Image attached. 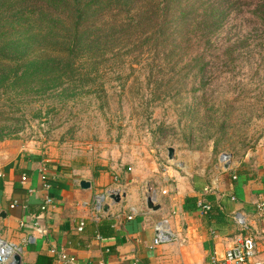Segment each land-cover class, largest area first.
I'll return each mask as SVG.
<instances>
[{"label": "crops", "instance_id": "0c3cea01", "mask_svg": "<svg viewBox=\"0 0 264 264\" xmlns=\"http://www.w3.org/2000/svg\"><path fill=\"white\" fill-rule=\"evenodd\" d=\"M175 156L181 160L174 151ZM189 166L177 167L169 155L165 163L141 156L129 166L81 178L34 152L0 156V239L23 247L21 264H63L52 248L76 264H208L249 236L264 263V215L256 207L264 202V159L251 167L234 162L230 170L220 160L216 166ZM100 192L120 199L109 198L98 221L92 207ZM47 194L55 204L42 212ZM199 203L211 205L207 215ZM161 221L176 241L153 247ZM29 238L32 243H25Z\"/></svg>", "mask_w": 264, "mask_h": 264}, {"label": "trees", "instance_id": "16d2710c", "mask_svg": "<svg viewBox=\"0 0 264 264\" xmlns=\"http://www.w3.org/2000/svg\"><path fill=\"white\" fill-rule=\"evenodd\" d=\"M234 18L250 20L252 30L214 49ZM263 52L264 0H0V93L7 96L0 121L13 106H43L32 96L105 94L109 76L153 83L151 105L190 77L202 82L219 61L249 62ZM143 86L136 81L138 93Z\"/></svg>", "mask_w": 264, "mask_h": 264}, {"label": "rangeland", "instance_id": "374dc122", "mask_svg": "<svg viewBox=\"0 0 264 264\" xmlns=\"http://www.w3.org/2000/svg\"><path fill=\"white\" fill-rule=\"evenodd\" d=\"M252 28L248 19H232L213 48L225 49ZM262 57L227 66L219 61L202 82L190 77L179 82V92L151 105L155 85L135 77L115 81L109 76L105 79L113 88L96 96L78 91L32 96L43 106L23 112L13 106L0 121V156L34 152L81 178L94 170L129 166L141 156L165 163L170 148L181 158L171 162L188 170L192 163L216 166L224 154L251 167L264 159ZM137 80L144 85L139 93ZM6 97L0 93L1 110Z\"/></svg>", "mask_w": 264, "mask_h": 264}, {"label": "built area", "instance_id": "2783aa9c", "mask_svg": "<svg viewBox=\"0 0 264 264\" xmlns=\"http://www.w3.org/2000/svg\"><path fill=\"white\" fill-rule=\"evenodd\" d=\"M221 166L224 169L230 170L233 165V160L230 155L224 154L220 158ZM43 187L46 192L51 189V184L48 180V173L44 170L41 174ZM23 181L27 178L23 176ZM152 187H148V192H153ZM111 192H100L94 196L93 211L96 220H100L103 214V208L109 201ZM54 199L47 194L42 202L41 211L48 212L50 208L54 207ZM199 209L202 215H207L211 210V205L207 203H199ZM257 211L264 215V202L257 204ZM239 222L244 224L239 217ZM82 229V228H81ZM155 238L153 240V247L163 244H169L176 241V234L171 230L167 222L161 221L155 225ZM25 243H32L29 238ZM23 247L0 239V264H14L15 256H22ZM50 253L58 255L63 264H76L75 259L68 256L64 251L57 252L55 248L50 249ZM208 264H264L257 260V243L252 237H244L240 242L226 250L223 258H218L216 255Z\"/></svg>", "mask_w": 264, "mask_h": 264}, {"label": "water", "instance_id": "95a60500", "mask_svg": "<svg viewBox=\"0 0 264 264\" xmlns=\"http://www.w3.org/2000/svg\"><path fill=\"white\" fill-rule=\"evenodd\" d=\"M173 158H174V150H173L172 148H170V149H169V159L172 160ZM81 187H82L83 189H89V188H90V184L87 183V182H82V183H81ZM110 199L113 200V201H118V202H119V199H120V198H117V196L112 195V196L110 197ZM147 204H148V207H149L150 209H155L154 203H153V201H152L151 199H149V200L147 201ZM14 264H21V256H15V257H14Z\"/></svg>", "mask_w": 264, "mask_h": 264}]
</instances>
